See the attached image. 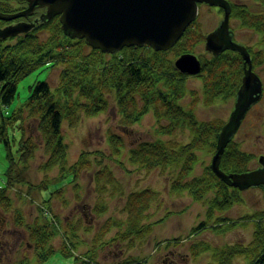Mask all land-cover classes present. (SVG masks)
<instances>
[{
  "label": "trees",
  "instance_id": "trees-1",
  "mask_svg": "<svg viewBox=\"0 0 264 264\" xmlns=\"http://www.w3.org/2000/svg\"><path fill=\"white\" fill-rule=\"evenodd\" d=\"M230 0V24L233 35L235 26L248 29L258 36L252 46L243 41L250 52L253 67L264 66V0ZM26 0H0V11L15 12L24 8ZM254 5V7H253ZM223 10L221 9V12ZM39 12V11H38ZM36 12L35 14H37ZM6 22L0 20V27ZM40 30L49 35L42 38ZM238 40L237 37L234 40ZM205 41L198 21L194 20L176 44L168 50L156 51L148 45L123 47L120 51L105 54L90 48L84 39H70L62 29L59 17L37 25L35 31L17 36L15 39H0V143L3 144L8 161L4 185H0V226L4 215L13 210L11 192L17 189L24 195L44 191L48 197L40 203L38 213L31 223L17 208L15 223L29 231L30 241L41 262L46 261L55 250L52 239L60 232V221L51 215V199L64 197V186L68 183L79 186V176L86 169H94L96 189L101 196L94 206L95 211L104 213L107 202L103 191L108 185L118 189V180L107 161L117 162L125 168L122 156L135 169L147 172L159 169L169 175L168 193L171 196L187 194L194 202L204 206V219L193 226L189 235L195 236L206 230L216 234L226 233L235 227H253L249 242L213 245L209 241H194L191 254L198 258L209 253L211 260L205 264H264V209L248 212L232 219L224 212L235 204L243 203V191L224 183L210 168L203 165L200 174L195 169L204 155L216 152L217 134L224 120H202L196 113L199 101L206 105L218 99H234L243 76V58L238 52L224 50L219 55L198 54L202 62L197 75L182 73L175 66V59L183 53L195 52ZM61 65L58 82L52 87L48 81H37L30 86V95L15 110L8 107L17 95L18 83L25 76L42 66ZM190 77L200 78L199 89L189 87ZM114 98L118 124L128 128L140 123L152 113L155 119L153 139H142L128 146L123 134L107 130L108 150H84L78 159L70 163L68 142L63 132L64 123L76 126L83 117H94L106 112L110 98ZM189 98L188 104L184 100ZM36 129L37 139L32 129ZM182 133L186 141L176 139ZM42 146L47 158L38 170L43 174L39 183L31 182L28 175L29 163ZM255 155L243 150L241 143L230 140L221 157L220 168L227 172H246L254 169L251 161ZM58 173L53 176L52 171ZM264 189V185L258 186ZM113 195V193H112ZM156 188L145 187L131 191L123 205L125 218L108 217L98 229L93 246L85 255H77L69 235L60 251L72 256L74 264H100L96 255L108 243H123L133 248L139 240L149 236L154 227L171 215L166 213L152 220L150 208L159 200ZM173 213V212H172ZM83 225L79 218L68 223L72 236ZM92 226L87 224L85 230ZM112 229L117 231L108 238ZM3 231V230H2ZM181 238H173L177 244ZM172 240L164 241L166 247ZM138 256H128L117 264H146Z\"/></svg>",
  "mask_w": 264,
  "mask_h": 264
},
{
  "label": "rangeland",
  "instance_id": "rangeland-1",
  "mask_svg": "<svg viewBox=\"0 0 264 264\" xmlns=\"http://www.w3.org/2000/svg\"><path fill=\"white\" fill-rule=\"evenodd\" d=\"M230 3V0H227ZM239 1V0H234ZM242 2H249L241 0ZM254 7V5H253ZM24 8L15 12H20ZM38 8L33 14L25 17H17L12 20H4L6 24L15 23L20 20L36 22V25L29 30L32 32L37 28V25L44 23L47 20H52L56 16L42 20V13ZM38 12L37 14H35ZM225 12L221 7L216 5H207L199 3V11L196 20L203 34H206L213 29L218 28L219 23L223 18ZM231 14V6H230ZM38 16V17H36ZM230 16V15H229ZM11 21V22H10ZM59 21L60 17H59ZM235 35L239 41H243L248 45H254L258 41V36L248 29H244L236 25ZM64 34L70 39H84L69 36L61 22ZM21 32L18 35H9L3 37V40L15 39L17 36L23 35ZM39 35L44 39L49 34L45 30H40ZM90 47V46H89ZM247 47V46H246ZM92 48V47H90ZM96 49V48H93ZM103 52V51H101ZM249 52V51H248ZM111 54L109 52H103ZM195 54L206 53L203 43H200L196 49ZM61 65L48 67L42 66L25 76L18 83V91L15 99L9 105V111L18 108L30 95V86L37 81H48L52 87L58 82V76ZM253 70L259 74L262 85H264V67H254ZM189 87L199 89L201 87L200 78L190 77ZM186 98L183 102L188 104L190 100ZM234 105V99L224 101L218 99L217 102L206 105L199 101L197 106V116L202 120H224L229 118L231 110ZM119 115L117 113L114 98H110L109 108L106 112L100 113L94 117H83L81 121L74 127L68 126L64 123L63 132L68 142V158L70 163L76 161L82 151H96L108 150L107 144V130L109 128L124 135L128 146L133 145L142 139H153L156 137L154 133L155 119L152 113L147 114L143 120L128 128H122L118 124ZM39 141V134L36 129H32ZM176 139L186 141V135L179 133ZM236 141L241 143V148L247 152L255 155L251 161V167H260L259 158L264 155V95L261 102H254L251 110L247 113L246 118L237 134ZM204 162L199 163L195 169L196 174H200L203 170V165L210 164L212 161L211 154H201ZM47 156L44 154L42 146L36 152L35 157L29 163L27 177L31 182L37 184L41 181L43 174L38 170L42 161ZM121 160L124 162L125 168L121 167L117 162L107 161L110 165L114 175L119 184L118 189L108 185L107 190L101 192L104 195V200L107 202L108 209L104 213L95 211L94 206L98 202L100 192L96 189V183L93 177L94 169H86L79 176V186L68 183L64 186V197H53L50 201L51 215L48 217L52 219L57 216L60 221V232L53 237L51 243L55 250L50 254L46 261H42L34 250V243L30 239L29 231L25 227H18L15 223V212L19 208L25 216L27 222L31 223L38 213V207L44 198L49 194L44 191L32 193L31 196H26V186H22L23 197L19 196L17 189L11 192L14 199L13 210L4 215L5 219L2 222L3 229L0 226V264H74L72 256H64L60 251L62 243L67 240L66 235H69V241L73 242L75 252L77 255H85L86 252L93 246V239L104 221L114 216L116 218H125L126 212L123 211V205L128 194L131 191L151 187L156 188L160 192L159 200L155 202L150 208L152 220H158L166 213L170 212L165 221L157 224L153 232L146 238L139 240L133 248H127L123 243H108L101 247L96 255V259L100 264H117V262L124 260L128 256H138L147 260L146 264H205L211 260L209 253H202L198 258H194L191 254L190 246L194 241L205 240L211 242L213 245H223L227 243L243 242L247 243L252 238L253 227H235L226 233L216 234L210 230H206L195 236H190V230L198 222L204 219V206L200 203L194 202L187 194L180 196H171L168 193L169 175L161 173L159 169L151 172L135 169L127 162L126 155L122 156ZM8 167L5 148L0 143V185H4L5 171ZM58 169L55 168L51 175L55 176ZM227 173V172H226ZM231 173V172H230ZM113 193V195H112ZM244 202L235 204L231 209L224 212V215L235 219L244 215L245 213H252L255 210L264 209V189L260 187H252L245 189L242 193ZM173 212V213H172ZM81 218L83 225L76 231V236L71 235L68 229V223H76ZM87 224L92 226L90 231L85 230ZM3 230V231H2ZM116 229H112L108 238L112 237ZM181 238L179 243H175L173 238ZM172 240L171 244L166 247L164 241Z\"/></svg>",
  "mask_w": 264,
  "mask_h": 264
},
{
  "label": "water",
  "instance_id": "water-1",
  "mask_svg": "<svg viewBox=\"0 0 264 264\" xmlns=\"http://www.w3.org/2000/svg\"><path fill=\"white\" fill-rule=\"evenodd\" d=\"M28 6L16 13L0 12V19L12 20L29 16L37 8H45L42 20L60 15L65 32L85 38L88 45L103 52L115 53L123 47L148 45L155 50L171 48L198 14V4L225 9L219 27L209 33L205 48L213 55L223 50L238 51L244 58L242 84L237 92L228 120L217 134V149L210 164L213 172L227 185L245 190L264 185V155L260 167L246 172L226 173L220 168L222 154L238 130L248 109L262 96V81L253 71L245 45L235 42L229 28L230 5L227 0H27ZM36 22L22 20L0 29V37L28 32ZM183 73L197 74L201 61L193 53H184L175 60Z\"/></svg>",
  "mask_w": 264,
  "mask_h": 264
},
{
  "label": "flooded vegetation",
  "instance_id": "flooded-vegetation-1",
  "mask_svg": "<svg viewBox=\"0 0 264 264\" xmlns=\"http://www.w3.org/2000/svg\"><path fill=\"white\" fill-rule=\"evenodd\" d=\"M235 37H236V36H235ZM235 37H234V38H235Z\"/></svg>",
  "mask_w": 264,
  "mask_h": 264
}]
</instances>
